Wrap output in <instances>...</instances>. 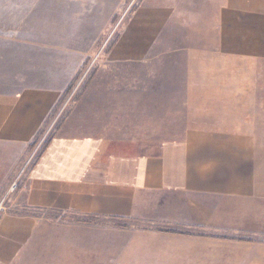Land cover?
Returning <instances> with one entry per match:
<instances>
[{"label":"crops","instance_id":"obj_1","mask_svg":"<svg viewBox=\"0 0 264 264\" xmlns=\"http://www.w3.org/2000/svg\"><path fill=\"white\" fill-rule=\"evenodd\" d=\"M132 21L144 33L128 36L134 72L110 85L111 106L142 107L144 122L158 107L159 122L183 124L176 140L144 153L118 137L60 132L15 195L96 39L78 48L0 36V264L49 249L56 231L62 264H264V0H160L158 14ZM69 216L140 223L131 235L143 242Z\"/></svg>","mask_w":264,"mask_h":264},{"label":"rangeland","instance_id":"obj_2","mask_svg":"<svg viewBox=\"0 0 264 264\" xmlns=\"http://www.w3.org/2000/svg\"><path fill=\"white\" fill-rule=\"evenodd\" d=\"M159 2L160 0H0V36L52 38L59 41L65 39L78 48H86L90 44L87 42L96 39L75 82L76 90L67 93L47 122L34 144V148L37 146L38 150H33L35 153L28 156L16 175L15 179L20 180L14 182L12 195L17 193L20 181L31 164V157L36 159L42 148L53 137L60 135V132L75 135L93 131L118 137L123 141L134 142L144 153H155L163 143L176 140L171 135L178 133L183 124L159 122L162 116L158 107L150 109V116L145 117L148 121L144 122L142 107L120 106L117 112L118 108L111 106L110 85L126 84L129 74L134 72L125 62L127 53L131 50L128 36L144 33L143 24L133 22L132 16L140 10L158 14ZM155 29L157 27L150 28L151 31ZM139 70L142 71L141 67ZM90 85H98V89L88 91ZM7 205V201L2 207L0 205V213ZM48 215L60 222L66 219L62 216L59 218L57 213ZM67 219L103 227H117L126 232L120 233V243L143 242L141 236L133 240L131 235L133 230L141 229L140 223L135 224L134 228V222L129 220L79 216H69ZM61 240L62 235L56 231L55 243L49 245L47 250V246H44L38 252L29 253L23 259V264H62Z\"/></svg>","mask_w":264,"mask_h":264},{"label":"built area","instance_id":"obj_3","mask_svg":"<svg viewBox=\"0 0 264 264\" xmlns=\"http://www.w3.org/2000/svg\"><path fill=\"white\" fill-rule=\"evenodd\" d=\"M15 188V184H14V186H13V188L12 189H14Z\"/></svg>","mask_w":264,"mask_h":264}]
</instances>
